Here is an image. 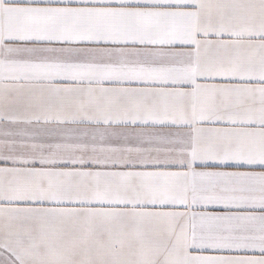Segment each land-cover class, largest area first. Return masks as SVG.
I'll return each instance as SVG.
<instances>
[{
  "label": "snow or ice",
  "instance_id": "obj_1",
  "mask_svg": "<svg viewBox=\"0 0 264 264\" xmlns=\"http://www.w3.org/2000/svg\"><path fill=\"white\" fill-rule=\"evenodd\" d=\"M0 264H264V0H0Z\"/></svg>",
  "mask_w": 264,
  "mask_h": 264
}]
</instances>
